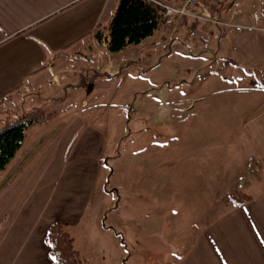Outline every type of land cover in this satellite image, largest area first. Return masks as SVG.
Segmentation results:
<instances>
[{"label": "crops", "instance_id": "1", "mask_svg": "<svg viewBox=\"0 0 264 264\" xmlns=\"http://www.w3.org/2000/svg\"><path fill=\"white\" fill-rule=\"evenodd\" d=\"M128 1L0 0L1 116L10 114L15 120L32 109L51 113L54 105L69 110L70 106L65 107L69 97L77 99L74 113L62 110L50 122L29 126L20 148L0 172V264H54L45 242L52 222L66 226L81 264L91 262L98 253L95 245L99 249L100 243L94 240V245L85 229L98 214L100 200L107 198L104 189H99L107 131L95 124V106L89 108L85 102L97 88L106 91V99L114 96L110 87L118 75L126 79L134 71L137 75L153 71L151 56L146 53L151 48L182 43L180 32L171 39L166 27L158 26L139 44L109 52L108 26ZM249 1L229 0L215 16L231 22L264 23V15L257 16L248 8L256 1ZM101 27L103 35L98 41L95 33ZM227 61L235 62L232 58ZM137 75L129 76L130 80L138 79ZM133 94L143 101L148 97L138 89L127 95ZM18 101L20 107L9 113ZM7 119L4 124L13 121L10 116ZM30 129L32 137L27 139ZM243 132L247 142L237 148L247 150V156L240 162L227 154L221 157L220 145L192 142V182L205 181L215 190L203 193L201 188L206 186H199L192 194V204L197 203V196L201 200L192 205V213L214 216L182 241L187 242L185 249L171 257V264H264V109L245 121ZM152 180L154 190L145 192L149 196L142 199L152 198L158 204L165 199L163 178L157 174ZM233 191L251 199L241 206L228 204L225 198ZM117 209L110 205L103 218L110 216L114 223ZM99 217L97 231L105 228ZM149 217L148 212L144 219ZM116 224L112 226L120 225L117 219ZM141 230L149 233L147 224L141 223Z\"/></svg>", "mask_w": 264, "mask_h": 264}, {"label": "rangeland", "instance_id": "2", "mask_svg": "<svg viewBox=\"0 0 264 264\" xmlns=\"http://www.w3.org/2000/svg\"><path fill=\"white\" fill-rule=\"evenodd\" d=\"M251 1L256 4L248 8L263 16L264 0ZM232 23H238V27L212 25L205 38L197 40L188 39L181 29L182 43L159 45L146 52L151 56L153 71L147 75L134 71L129 76L135 74L138 79L133 81L118 75L110 87L112 100L106 99V91L99 88L90 92V100L85 103L89 108L95 106V124L107 131L99 177V189H104L107 198L98 204L100 215L94 214L85 223L94 245V240L101 245L98 243L99 249L95 245L98 253L86 264H171V257L185 249L187 242L182 241L189 240L206 219L214 216L192 213V205H199L201 200L197 196V203L192 204V194L199 186H206L201 188L203 193L215 191L205 181L192 182V142L220 145L221 157L227 154L233 160L244 161L247 150L237 148L247 142L244 123L264 109V23ZM129 89L145 92L149 101L141 100L139 94L127 95ZM69 98L65 103L69 110L64 105L51 106L52 115L44 123L59 111L74 113L77 99L75 95ZM15 104L9 113L21 102ZM8 116L13 120L12 115L0 113V128ZM32 131L27 130V139ZM45 131L48 129L40 135L44 136ZM157 174L163 178L165 195L158 204L152 198L142 199L149 196L145 192L154 190L152 177ZM110 205L118 208L112 216L115 222H111L116 226L117 219V227L110 223V216L103 218ZM96 216H102L104 230H96ZM158 216L159 221L154 222ZM141 223L147 224L149 233L141 230ZM113 242L117 243L115 247Z\"/></svg>", "mask_w": 264, "mask_h": 264}, {"label": "trees", "instance_id": "3", "mask_svg": "<svg viewBox=\"0 0 264 264\" xmlns=\"http://www.w3.org/2000/svg\"><path fill=\"white\" fill-rule=\"evenodd\" d=\"M209 10L212 15L218 14L224 6L225 0H212ZM159 11L144 0H129L112 17L108 26L109 40L108 51L117 53L130 44H139L151 36L159 25ZM185 28L195 27V23L187 25L182 20ZM104 27L98 29L95 37L102 39ZM52 113H44L39 109H32L17 119L5 123L0 128V172L5 168L16 151L20 148L26 129L34 123L45 122ZM251 197L241 191L230 192L226 203L241 206ZM45 242L49 249V256L54 264H81V258L75 249L73 238L66 230V226L59 222L49 224L45 233Z\"/></svg>", "mask_w": 264, "mask_h": 264}, {"label": "built area", "instance_id": "4", "mask_svg": "<svg viewBox=\"0 0 264 264\" xmlns=\"http://www.w3.org/2000/svg\"><path fill=\"white\" fill-rule=\"evenodd\" d=\"M160 13L159 25L165 26L169 32V38L176 39L181 29L185 30L186 37L190 40L205 38V32L212 26L237 28V25L230 21L223 20L220 16L210 13L209 5L217 4V1L205 0H144ZM187 21V25L195 23V27L185 28L182 20ZM179 30V31H178Z\"/></svg>", "mask_w": 264, "mask_h": 264}]
</instances>
